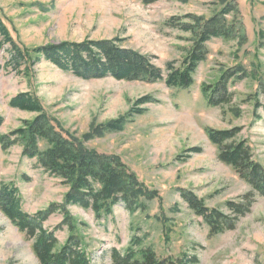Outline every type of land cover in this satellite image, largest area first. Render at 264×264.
Returning a JSON list of instances; mask_svg holds the SVG:
<instances>
[{
	"label": "rangeland",
	"instance_id": "rangeland-1",
	"mask_svg": "<svg viewBox=\"0 0 264 264\" xmlns=\"http://www.w3.org/2000/svg\"><path fill=\"white\" fill-rule=\"evenodd\" d=\"M228 0H0V19L14 39L33 48L46 44L86 39L120 38L128 48L150 55L166 70V63L181 60L192 44L191 33L168 25L173 16L221 13ZM238 12L224 17L236 21L235 36L214 37L205 44L208 55L187 88L169 87L164 80L82 78L42 59L29 72L6 67L9 53L0 47V182L12 181L21 191L23 207L34 213L64 200L68 187L49 175L36 158L21 155L22 146L5 149L1 136L35 116L10 105L24 91L37 94L47 112L70 134L86 138V145L103 153L117 154L159 197L147 200V209L131 212L119 201L108 215L97 218L92 209L69 205L76 231L88 247L92 264H114L113 250H126L138 237L160 257H197L198 264H264V195L253 190L235 168L220 160L219 147L207 128L240 127L237 138L246 139L255 159L264 166V109L253 114L247 97L264 79V0H229ZM186 21H190L187 18ZM242 65L248 76L229 79L230 102L210 103L203 90L215 83L223 69ZM152 98L143 112L130 117L121 129H101L127 114L142 96ZM264 102V92L260 93ZM136 107V106H135ZM201 147L202 151L184 152ZM194 192L210 207L233 215L228 201L253 192L251 210L235 227L212 233L182 196ZM62 213L44 223L53 229ZM61 244L68 228L57 230ZM134 247L135 244H133ZM0 264H41L33 241L0 210Z\"/></svg>",
	"mask_w": 264,
	"mask_h": 264
},
{
	"label": "trees",
	"instance_id": "trees-1",
	"mask_svg": "<svg viewBox=\"0 0 264 264\" xmlns=\"http://www.w3.org/2000/svg\"><path fill=\"white\" fill-rule=\"evenodd\" d=\"M146 4L156 0H140ZM221 13L209 18L203 16H173L168 25L191 33L192 44L181 60L166 63V70L145 55L125 47L121 39H86L83 41L66 40L59 43L22 47L12 36L7 25L0 19V47H9L6 67L29 72L32 65L42 59L49 61L63 71H71L82 78H104L142 80L155 82L164 80L169 87L187 88L194 82V73L208 55L206 42L214 37L230 38L237 32L236 21H228L225 15L238 12L233 1H226ZM190 18V21H186ZM248 76L247 69L238 65L235 69H223L219 79L203 86L210 103L230 102L233 93L229 91V79ZM264 92V79L259 80L258 88L247 97L253 104V114L260 118V109L264 102L260 93ZM152 98L145 95L136 100L135 106L121 117L100 126L101 129L117 131L126 121L140 114V107ZM12 107L35 113L19 127L1 136L5 149L12 145H21V155L36 158L49 175L58 177L68 187L64 200L51 203L46 209L28 212L23 207L20 188L12 181L0 182V210L33 241V249L41 264H92L90 253L83 237L76 231V224L69 205H79L92 209L97 218L108 215L113 207L123 201L131 211L147 209L146 201L159 197V192L150 188L130 169L117 154H108L86 145L85 138L70 134L45 109L37 94L24 91L10 99ZM4 121L0 114V126ZM240 127L229 129L207 128L210 140L219 147V159L233 166L240 177L248 182L253 190L264 195V166L255 159L252 148L246 139L237 138ZM201 147L187 148L184 152H201ZM182 196L189 207L202 216L212 233H222L233 229L240 216L251 210L254 193L250 192L238 200L226 204L233 212L225 214L215 207L208 206L203 198L194 192L182 189ZM56 212L62 213V221L50 229L45 221ZM64 226L68 228V237L61 244L56 232ZM135 244L136 247L133 246ZM114 264H198L197 257L186 253L180 259L160 257L150 246L134 237L126 250L114 249Z\"/></svg>",
	"mask_w": 264,
	"mask_h": 264
}]
</instances>
